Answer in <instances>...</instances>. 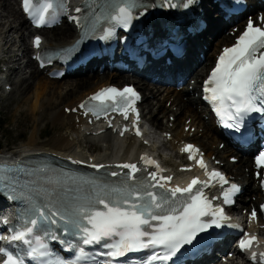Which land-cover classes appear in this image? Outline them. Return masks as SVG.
I'll return each mask as SVG.
<instances>
[{
	"label": "snow or ice",
	"instance_id": "1",
	"mask_svg": "<svg viewBox=\"0 0 264 264\" xmlns=\"http://www.w3.org/2000/svg\"><path fill=\"white\" fill-rule=\"evenodd\" d=\"M191 2L192 0H188V3ZM63 6L64 0H23L24 12L35 21L38 27L48 23L49 16L55 17L58 9H62ZM131 17L130 8L121 7L115 19L122 21L127 27ZM261 20L264 22V17ZM34 43L39 47L40 38L36 37ZM204 90L209 94L207 98L216 105L217 113L225 120V126L239 133L241 137H245L249 131L245 122L246 117L251 113H264V27H256L249 20L246 30L238 38L237 43L230 48H225L219 56L216 67L205 82ZM90 99L100 101V104L96 106L99 111L94 112V115L99 116L101 112L112 109L120 112L127 119L128 113L124 109L139 99V96L130 87H125L123 90L107 88L102 89ZM109 101L112 103H106ZM132 111L135 109L132 108ZM136 135H141L138 127ZM184 151L199 150L188 145ZM141 159L146 165L157 169V172L149 173L151 180L157 181L150 187H158L163 190L162 192L148 190L149 185L139 182L136 173L142 169L130 163H124L119 167L128 169L126 173L128 180L137 183L129 185L124 182L119 187L102 185L94 195L81 203L68 204L65 198L66 192L58 195L55 186L43 191L38 188L31 190L37 196L43 195L46 202H39L32 195L21 192L20 196L30 204V216L21 230L14 231L10 241L29 245L31 250L27 255L35 256L37 249L31 247L32 239L29 238L34 229L42 228L44 224L56 225L59 220L64 224L63 230L80 236L83 244L103 242L105 247L112 249L106 253L109 257H120L129 251L163 248V253H154L148 257L147 264H153L155 261L172 260L183 245L192 244L198 233L206 231L213 225L220 227V222L227 219L223 209L213 207L203 193V187L208 186L204 182L193 178L187 187L166 188V183L172 178L161 176L159 181L164 183L158 182L159 164L146 156ZM189 159L194 157L189 156ZM198 164L200 168L205 169L210 179L219 178L226 183L219 172H207L202 159L198 161ZM256 165L264 167V151L256 157ZM93 167H103V165H93ZM111 175L116 176L118 173L113 172ZM85 183L95 184L96 182L86 181ZM238 190L236 185H232L231 192L224 193V202L232 203L231 194ZM10 198L16 199L15 196ZM177 203L179 207L174 206ZM251 215L255 218V211ZM205 217L212 219L206 221ZM116 237L119 238L117 243H107ZM52 239L55 240L57 237L53 234ZM255 240L256 237H252L241 241V248L250 247ZM40 247L43 248L44 245L41 244ZM2 251L4 250L0 249V252ZM39 254L45 255L44 252ZM255 258L256 254L253 253V259ZM261 259L264 262V253H261ZM3 264H24V261L8 253ZM56 264H64V262L56 261Z\"/></svg>",
	"mask_w": 264,
	"mask_h": 264
},
{
	"label": "bare ground",
	"instance_id": "2",
	"mask_svg": "<svg viewBox=\"0 0 264 264\" xmlns=\"http://www.w3.org/2000/svg\"><path fill=\"white\" fill-rule=\"evenodd\" d=\"M208 6L209 0H204V7L207 8ZM0 8L5 10L6 17L9 18L7 24L3 23L4 26L0 34V60L7 63L9 72L7 84L5 85L13 86L16 81L15 77L20 75L24 76L26 83H29L30 78L35 79L34 82L36 81V83L31 87L22 83V80L18 78L16 87L19 86L18 88H20L18 90L19 94L26 95L27 93L28 96L29 91H32L28 96L29 105L22 102L24 103L23 109L31 112L32 115L40 112L41 116H43V113L47 112L49 114L52 111L49 117L45 116V119H48L59 128L57 135L47 141H41L38 134L39 130L35 129L26 144H22L11 151H0V157L23 159L31 155H48L81 160L90 165H103L104 167L109 166L113 160H136L142 149V146L136 140H120L118 135L113 134L112 131L99 135L96 130L85 127L87 118L83 119L81 112L76 114L66 112V109H74L82 100L99 88L108 85L122 87L126 84H136L144 95L145 104L143 103L141 106L144 119L149 117L153 126L159 129L156 133L159 138H163L162 141L166 148L176 154L175 158H181L177 153L182 143L191 142L200 146L209 158L215 155L218 160L227 161L222 169L228 172L234 178V181L246 184L245 194L239 197L238 205H241V209H249L254 205L253 198H258L259 188L251 175L252 158L235 153L227 145L224 149H220V144L224 141H222L221 135L216 131L213 123L206 120L207 114L199 98L195 96L197 92L200 93L199 87L205 76V70L212 65L220 48L223 45L232 43L233 36L229 34L231 27L217 39H207L206 42L201 44L203 48H201L202 51L199 54H204V60H198L196 66L184 75H182L183 72L196 59L195 55L200 44L199 40L196 44L193 43L187 51L185 60L176 62L174 67L166 70L161 63L149 67L146 71L147 74L157 78L181 75L180 80L184 84L180 87L173 84L171 86H152L147 82L141 83L129 75L118 76L108 72L89 73L85 71L84 74L78 75L82 78L75 79L73 82L59 88L56 84L62 82V80L56 81L48 78L47 75L42 77L45 72L39 70L37 63L31 58L32 44L28 38L32 34V30L28 26L17 0H0ZM206 15L210 16V13L206 11ZM212 17L211 27L205 33L210 34L212 31H219V26L214 21L218 16ZM20 31H24L21 36L19 35ZM69 33H72V37ZM40 35L44 37V47L56 48L70 45L76 37L75 30L70 25L67 28H58L53 31L43 30ZM17 38H20L21 44H18ZM20 51L21 55L19 54ZM23 64L26 70L22 69ZM192 80L195 81L194 84H191ZM8 95H12V91H9ZM59 103L62 104L58 106ZM170 117H174L173 122L170 121ZM35 121L38 120L35 119ZM167 133H171L170 138L167 137ZM151 138L155 141L154 136H151ZM231 156L239 158L237 166H232L229 162ZM166 165L174 167L173 170L180 166L173 159L167 161ZM247 169H249V172L246 171ZM249 197H251L250 200ZM228 261L230 264H234L233 260L228 259Z\"/></svg>",
	"mask_w": 264,
	"mask_h": 264
},
{
	"label": "rangeland",
	"instance_id": "3",
	"mask_svg": "<svg viewBox=\"0 0 264 264\" xmlns=\"http://www.w3.org/2000/svg\"><path fill=\"white\" fill-rule=\"evenodd\" d=\"M8 20L9 18L6 17L5 10L0 8V34L2 32V27L4 26L3 23L7 24ZM65 27L67 28L68 26H65ZM65 27L63 26L62 28H65ZM233 28L234 27H231V30ZM23 32L24 31H20L19 35L21 36L22 35L21 33ZM69 35L70 37H72V33H69ZM19 39L20 38H17L18 44H21V41ZM30 39H31V35L28 38L29 42H30ZM19 54H21V51L19 52ZM5 67L6 66L2 63V65H0V71L4 70ZM22 69L26 70L25 65L22 66ZM44 76H46V74H44L42 77ZM3 77H4L3 75H0V80ZM18 78L22 80V83H25L31 87H33L35 85L34 83H36V81L34 82L35 79L30 78L29 83L28 82L26 83V80L24 79L23 75H20L18 77L16 76L15 77L16 81L13 83L14 85L10 86L13 88L12 95H8L7 90H5L4 83L0 81V151H11L22 144H26L30 140V136L32 135V132L35 129L39 130L38 134L40 135L41 141H47L55 137L57 133L59 132L58 126L52 124L48 119H45V116L49 117L52 111L49 114H47V112L43 113L42 114L43 116H41L40 112L36 113L35 115H32L31 112L27 111L26 109H23L24 103L26 105H29L30 100L28 96H30L32 91H29L28 96H27V93L26 95L19 94L18 90L20 88H18L19 86L16 87ZM79 78H82V77L76 76L72 78H67V79L62 80V82L57 83L56 85L59 88L64 87L67 83L73 82V80L79 79ZM93 81H96V80H93ZM192 82L194 83V80H192ZM192 82L191 84H193ZM61 104L62 103H59L58 106ZM35 119H37L38 121L36 122ZM172 119L173 117H170L171 121ZM154 135L158 137L157 134H153V136ZM70 137L72 138L73 136L71 135ZM37 143L39 144L38 141ZM166 150H169L168 148H166V146L161 148L162 155H167L168 153H170L169 151H166ZM237 165H232V166H237ZM254 199L255 197L253 198V200Z\"/></svg>",
	"mask_w": 264,
	"mask_h": 264
}]
</instances>
